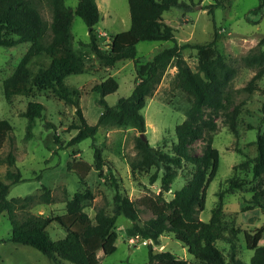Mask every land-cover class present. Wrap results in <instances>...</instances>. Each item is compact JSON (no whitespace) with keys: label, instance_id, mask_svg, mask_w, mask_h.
<instances>
[{"label":"trees","instance_id":"16d2710c","mask_svg":"<svg viewBox=\"0 0 264 264\" xmlns=\"http://www.w3.org/2000/svg\"><path fill=\"white\" fill-rule=\"evenodd\" d=\"M131 15L129 29L112 34L109 47L101 43L97 33L100 21V10L96 0H78L76 7L66 4L65 0H0V47L15 46L29 42L30 47L14 71L4 78L3 90L6 100L11 103L16 95H30L35 88L52 91L67 103L78 105L76 96L80 91L78 86L69 85L65 78L70 74L86 71L85 57L90 53L105 66H114L122 59H133L138 66L139 81L129 96L120 97L113 105L105 96L117 90V79L110 75L95 84L93 89L100 92V103L103 109L95 124L86 120L82 110L77 109L78 122L71 128L76 134L69 144L92 137L101 125L132 126L140 135L136 146L139 158L131 161L132 172L146 171L152 166L164 169L161 177L162 192L145 193L134 200L121 191L119 182L113 171L108 169L105 177L110 179L115 187L113 196L114 212H106L100 207L92 218L85 208V201L92 199L94 193L89 188L77 190L73 197L67 200L66 212L56 217L36 214L28 210L34 202V195L9 198L11 183L22 179L19 168H16V154L10 150L2 155V147L11 136L13 125L7 118L0 119V165L7 166L5 178L0 176V215L7 211L12 229L10 235L2 241L10 240L27 244L40 250L56 263L63 260L75 264H91V255L104 248L108 253L115 250L113 241L116 237L115 224L119 215L123 214L132 221L128 231L131 235L152 241L149 246V263L157 264L162 260H174L175 254L170 251L154 253L153 244H160V237L171 232L179 239L198 260L199 264H245L236 257V244L232 235H237L233 223L227 220L224 211V190L219 191V201L212 208L209 222L201 221L199 213L205 208L207 188L217 174L220 163V152L213 145L214 133L217 130L216 116H221L224 123L236 136L240 134L238 117L241 105L235 103V91L231 86L238 72L237 66L226 60L225 55L217 47V30L215 37L206 42H176L174 27L164 19V12L173 6L184 10L192 9L194 0H128ZM223 5L222 0H216L208 5L209 13L217 6ZM48 9L51 19L48 20L43 10ZM264 15V0L252 7L250 12ZM75 15H79L89 27V40H75L72 24ZM142 40L173 41L171 46L160 49L151 60L138 64L137 44ZM197 50L198 64L192 69L183 54L185 48ZM247 67L255 73L244 87L248 92L258 89V82L264 77V35L258 42V47L251 48L243 57ZM174 65L177 68L175 83L190 98V107L186 110L185 120L176 127L177 141L172 145V152L152 146L148 139L141 136L146 130V121L142 109L147 103L167 69ZM264 95V88L261 89ZM45 105L31 100L21 113L28 119L27 128L31 131L36 119L43 115ZM264 114V103L262 104ZM264 121V117H263ZM50 128L54 124L45 122ZM250 127H253L250 125ZM59 141V136L54 135ZM203 138L205 145L202 153H192L189 145L192 141ZM257 153L243 159L235 165L233 174L227 179L230 191L242 190L250 192V198H244L241 210L261 208L264 211V134L258 132L254 142ZM95 166L103 169L105 159L102 149L94 144ZM184 160L194 165L187 183L175 191L174 197L165 198L163 192L171 189V184L177 176V168ZM69 168L80 174L84 184L86 174L92 168L87 161H69ZM243 170L247 176L237 172ZM158 178L157 173L151 177ZM9 179L10 182H7ZM43 192L38 199L51 202V189L43 184ZM149 210V218L142 219V209ZM22 216H19V212ZM58 221L67 231L63 238L53 239L47 229L53 221ZM225 239L231 242V252L226 256L216 242ZM246 245L254 250L251 264H264V244H259L258 238L246 236Z\"/></svg>","mask_w":264,"mask_h":264},{"label":"rangeland","instance_id":"374dc122","mask_svg":"<svg viewBox=\"0 0 264 264\" xmlns=\"http://www.w3.org/2000/svg\"><path fill=\"white\" fill-rule=\"evenodd\" d=\"M66 4L76 7L78 0H65ZM100 10V21L97 29L107 31L109 34L127 30L131 26V15L128 0H96ZM216 0H194L192 9L184 10L173 6L163 14L167 23L175 29L176 42L197 43L210 41L215 37L217 30V47L230 63L238 68L237 75L231 86L235 91V103L241 105L238 117L240 134L236 136L224 123L221 116H216L217 130L214 133L213 145L219 149L220 163L214 179L207 188L205 208L200 211L201 221L209 222L212 208L219 201V191L224 190V211L227 220L239 230L234 242L237 246L236 257L251 264L254 250L246 245V236H256L259 244H264V211L257 207L246 211L241 210L244 198H250L251 193L242 190L230 191L227 179L233 174L234 167L243 159L254 156L257 146L254 143L258 132L264 134V114L262 104L264 95V77L258 82V89L248 92L244 87L248 84L255 71L245 65L243 57L264 35V15L262 11L257 14L250 12L259 0H222L223 5L217 6L209 13L208 5ZM46 19H51L48 9L43 10ZM72 33L75 40H89V27L79 16L75 15L72 24ZM109 35L100 36L101 43H106ZM173 41L142 40L137 44L138 64L146 63L164 47L173 45ZM30 47L29 42L15 46L0 47V119L7 118L13 125L11 136L14 141L7 138L2 147V155L10 150L16 154V168H19L22 179L11 183L9 198L34 195L35 200L28 210L44 216L56 217L66 212L67 200L83 187L89 188L94 197L85 201V210L94 218L97 210L104 207L106 212H114L113 196L116 192L110 179L105 177L111 169L119 182L122 192L130 198L137 200L145 193L162 192L161 177L163 168L152 166L146 171L134 174L130 163L139 158L136 146L140 132L132 126L101 125L95 139L85 138L78 143L69 144L76 134L71 128L72 123L78 122L77 109L80 108L86 120L95 124L103 109L100 103V92L93 86L110 75L118 81L116 91L105 96L106 101L113 105L122 96L132 94L139 81L138 66L133 59H122L114 66L107 67L101 63L93 53L85 57L86 71L70 74L65 78L69 85L78 86L80 91L76 96L78 105L65 102L59 98L52 89L35 90L30 95H16L9 103L3 90V80L9 76L23 55ZM183 54L192 69L198 64L197 50L192 47L185 48ZM177 68L171 65L164 74L154 93L147 98L142 109L146 121L145 135L149 143L155 148L172 152V145L177 141L176 127L186 118V110L190 107V98L185 91L175 83ZM39 101L45 105L43 115L36 119L31 131H28V119L21 113L26 109L29 101ZM50 121L54 127H46L45 122ZM252 125L253 127H250ZM55 134L59 136L56 140ZM94 144L102 149L105 159L103 169L95 166ZM205 142L203 138L196 139L189 145L192 153H202ZM87 161L92 168L86 174L82 184L80 174L69 168V161ZM7 166L0 165V176L5 178ZM194 165L184 160L177 168V176L171 184L169 191L163 192L167 199L174 197L175 191L182 188L191 176ZM240 176H247L243 170L237 171ZM157 173L158 178L153 181L152 175ZM10 182L9 179H6ZM51 189L53 200L43 202L38 196L43 192L42 185ZM19 212V216H22ZM151 212L142 209V219L149 218ZM132 221L125 215L118 216L115 224L116 237L112 242L116 247L112 253L104 248L91 255V264H150L149 246L141 241L137 235L128 231ZM12 225L7 211L0 215V264H55L47 255L35 247L16 243L6 239L11 233ZM53 239L66 236V229L56 220L48 228ZM217 246L226 256L231 252V242L220 239ZM154 253L170 251L175 254L174 260H162L157 264H199L188 248L171 232L160 237V244H153ZM56 264H75L63 260Z\"/></svg>","mask_w":264,"mask_h":264},{"label":"built area","instance_id":"2783aa9c","mask_svg":"<svg viewBox=\"0 0 264 264\" xmlns=\"http://www.w3.org/2000/svg\"><path fill=\"white\" fill-rule=\"evenodd\" d=\"M97 33H98V35L99 36H105L106 35V33L105 32H102L100 29L99 30H97ZM106 43H105V46L106 47H109V43L111 42V38H110V36H108L107 38H106Z\"/></svg>","mask_w":264,"mask_h":264},{"label":"water","instance_id":"95a60500","mask_svg":"<svg viewBox=\"0 0 264 264\" xmlns=\"http://www.w3.org/2000/svg\"><path fill=\"white\" fill-rule=\"evenodd\" d=\"M141 136L144 138V139H147L146 135H145V132H142L141 133ZM141 241H146V243H150L152 241L151 238H148V239H144V238H141Z\"/></svg>","mask_w":264,"mask_h":264},{"label":"crops","instance_id":"0c3cea01","mask_svg":"<svg viewBox=\"0 0 264 264\" xmlns=\"http://www.w3.org/2000/svg\"><path fill=\"white\" fill-rule=\"evenodd\" d=\"M101 30L102 32H105L106 34H108L109 36H111L112 34H109L107 31H105V30H102L101 28H98L97 30Z\"/></svg>","mask_w":264,"mask_h":264}]
</instances>
